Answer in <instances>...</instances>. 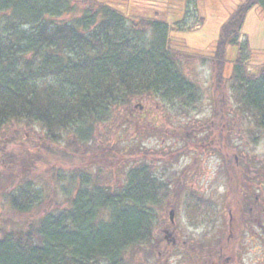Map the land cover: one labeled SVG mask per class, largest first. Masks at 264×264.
<instances>
[{"label":"trees","instance_id":"obj_1","mask_svg":"<svg viewBox=\"0 0 264 264\" xmlns=\"http://www.w3.org/2000/svg\"><path fill=\"white\" fill-rule=\"evenodd\" d=\"M112 1L90 0L93 4L77 15L75 0H0V131L10 122L37 126L50 150L49 140L65 143L74 154L93 153L99 125L131 110L136 99L155 98L171 112L200 110L202 89L183 65L188 46L170 34L192 27L185 23V12L168 23L156 16H128ZM255 5L264 12V0L236 4L220 25L208 58L218 125L225 127L232 103L264 136V62L250 64V43L241 31ZM64 14L71 17L59 18ZM229 46L237 48L232 60ZM106 158L109 174L81 170L66 206L13 221L9 228L1 225L0 264H132L143 259L146 264L148 254L160 258L156 207L165 204L170 185L144 161L127 169L123 182L107 183L105 178L121 173L119 167L114 172L115 151ZM92 160L91 165L99 164ZM17 191L6 193L7 204L24 215L32 200L25 185H18ZM186 199L190 219L202 221L210 214L213 199L200 194ZM201 245L186 249L178 263L210 264L211 248L205 251Z\"/></svg>","mask_w":264,"mask_h":264},{"label":"rangeland","instance_id":"obj_2","mask_svg":"<svg viewBox=\"0 0 264 264\" xmlns=\"http://www.w3.org/2000/svg\"><path fill=\"white\" fill-rule=\"evenodd\" d=\"M163 1L168 2L113 0L112 5L128 16H156L168 23L187 16L185 23L192 24V27H184L181 31H177V28L170 34L176 43H185L189 47L182 54L183 65L186 74L202 89L200 110L190 114L175 110L171 112L165 110L155 98L136 99L132 102L131 110L121 116L115 114L110 121L99 125L91 143L97 151L82 154H74L73 149L65 143L49 140L52 144L50 150L43 141L44 131L39 127L8 123L0 131V226L9 228L13 221L22 222L45 211L66 206V198L75 193L80 183L81 170L109 174L106 155L113 150L117 158L114 172H119V167L121 174L119 178L115 174L105 178L107 183L123 182L124 172L133 164L144 161L152 164L163 181L170 185L165 204L156 207L154 231L160 245L157 248L160 258L148 254L146 264H179L186 249H193L201 243L203 246L207 238L211 242L217 238L219 229H203V225H210L217 218L221 222L217 215H222V210L226 213L225 196L230 184L227 165L235 161L264 164V136L256 133L252 123L235 111L234 104L227 105L229 113L222 128L212 111V97L215 98L217 94L213 89L214 70L208 56L220 25L241 0H179L171 5L163 4ZM180 2L183 3L181 7ZM91 4L90 0H75L77 8L74 14H81ZM261 11L259 5L253 6L241 29L250 43L248 60L252 65L264 62V12ZM70 17L71 14H64L59 18ZM236 53L235 46L228 47V59L232 60ZM229 64L228 68L231 66ZM226 89L229 98L230 91ZM92 158L99 164L91 165ZM234 171H238V168H234ZM18 185H25L32 200L24 215L7 204L6 193L16 192ZM191 194L213 199V203H210L212 210L202 221L190 219L187 213L186 198ZM18 199L23 201L24 197L18 193ZM39 200L40 205L36 204ZM170 210H173L172 220ZM227 234L226 231L223 233L224 241ZM262 251V239L250 230L243 234L236 251L226 252L224 249V255L229 258L236 252L233 258L214 263L212 259L209 263L262 264V260L256 261ZM141 256H145L144 252ZM143 262L144 259L132 264Z\"/></svg>","mask_w":264,"mask_h":264},{"label":"flooded vegetation","instance_id":"obj_3","mask_svg":"<svg viewBox=\"0 0 264 264\" xmlns=\"http://www.w3.org/2000/svg\"><path fill=\"white\" fill-rule=\"evenodd\" d=\"M230 169V184L226 198V213L222 210L218 217L221 222L213 221L210 225H203V229H219L217 238L212 242H205L203 249L211 248L209 255L213 253L210 261L217 262L231 259L236 252L229 256L224 255V249L236 251L237 245L243 238L244 233L253 230L263 242V257L256 261L264 264V164L232 162L227 165ZM238 168V171H234ZM233 182L235 185L233 186ZM218 224H217V223ZM216 224V225H215ZM228 233L223 239V233ZM211 262V263H212ZM258 264V262H256Z\"/></svg>","mask_w":264,"mask_h":264},{"label":"water","instance_id":"obj_4","mask_svg":"<svg viewBox=\"0 0 264 264\" xmlns=\"http://www.w3.org/2000/svg\"><path fill=\"white\" fill-rule=\"evenodd\" d=\"M169 215H170V219L172 220V217H173V210H171V211L169 212Z\"/></svg>","mask_w":264,"mask_h":264}]
</instances>
